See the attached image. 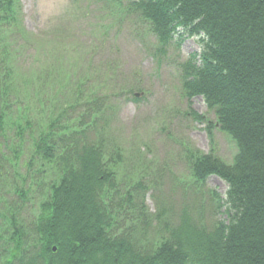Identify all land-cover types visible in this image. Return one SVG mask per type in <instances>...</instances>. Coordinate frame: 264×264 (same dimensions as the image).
Returning a JSON list of instances; mask_svg holds the SVG:
<instances>
[{"label": "trees", "instance_id": "1", "mask_svg": "<svg viewBox=\"0 0 264 264\" xmlns=\"http://www.w3.org/2000/svg\"><path fill=\"white\" fill-rule=\"evenodd\" d=\"M132 4L161 51L199 39L181 64L185 92L204 98L237 153L231 164L191 154L192 187L225 181V199L212 192L222 219L209 230L160 216L157 237L141 239L156 216L121 189L122 151L95 141L89 113L71 115L82 94L61 103L30 87L18 71L31 43L20 0H0V264H264V0Z\"/></svg>", "mask_w": 264, "mask_h": 264}, {"label": "rangeland", "instance_id": "2", "mask_svg": "<svg viewBox=\"0 0 264 264\" xmlns=\"http://www.w3.org/2000/svg\"><path fill=\"white\" fill-rule=\"evenodd\" d=\"M135 1L20 0L21 23L31 43L18 71L26 74L31 88L53 101L74 104L83 95L71 115L89 113L97 122L95 141L122 151L121 189L136 197L141 193L138 202L145 201L149 219L156 216L146 226L140 223L141 239L157 237L160 216L178 227L187 215L213 230L222 214L212 192L225 199L228 185L211 177L196 192L189 158L215 153L231 164L236 144L215 127L216 116L202 98L185 97L179 69L191 54L200 53L198 40L188 38L163 55L150 25L128 8ZM141 92L144 98L133 100ZM194 113L206 121H196ZM138 184L147 190L140 192Z\"/></svg>", "mask_w": 264, "mask_h": 264}]
</instances>
